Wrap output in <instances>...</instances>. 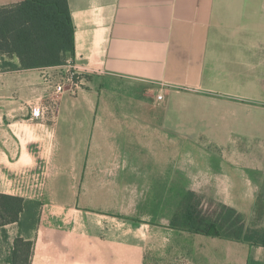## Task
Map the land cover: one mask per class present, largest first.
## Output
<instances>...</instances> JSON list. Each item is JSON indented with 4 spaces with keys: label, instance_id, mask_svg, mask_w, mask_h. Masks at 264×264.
Here are the masks:
<instances>
[{
    "label": "crops",
    "instance_id": "1",
    "mask_svg": "<svg viewBox=\"0 0 264 264\" xmlns=\"http://www.w3.org/2000/svg\"><path fill=\"white\" fill-rule=\"evenodd\" d=\"M67 2L68 59L86 77L51 110L53 67L0 71V194L42 204L30 264H131L109 234L116 223L149 225L132 210V181L148 178V164L161 171L180 147H235L264 123V0ZM0 234L4 264L17 226ZM100 243L112 247L98 253ZM188 254L193 264H264L262 246L203 235Z\"/></svg>",
    "mask_w": 264,
    "mask_h": 264
},
{
    "label": "rangeland",
    "instance_id": "2",
    "mask_svg": "<svg viewBox=\"0 0 264 264\" xmlns=\"http://www.w3.org/2000/svg\"><path fill=\"white\" fill-rule=\"evenodd\" d=\"M56 102L49 100L44 107L55 110ZM259 122L258 127L254 126V133L244 131L238 133L245 135L243 137L235 135V147H180L178 160L168 158L170 161L162 165L161 171L158 164H148V178L132 181L136 185L132 188V210L149 225H144L140 219L131 223L130 229L116 223L114 232L110 230L109 234L115 236L116 256L129 253L130 263L135 264L139 255L147 250L146 264H187L188 259L189 264H193L188 248L195 245L196 234L169 228L173 218L180 217L188 203L194 206L200 218L223 224L220 225L221 239L239 230L241 225L244 229L264 228V204L256 207L258 195L264 194V141L257 140H264V123L261 119ZM251 134H254L253 140L249 137ZM246 144L252 147H245ZM231 174H237V178L226 177ZM154 192L163 195L155 197ZM154 198L157 208L158 201L162 200V208L156 214L152 212ZM230 208L235 209L233 215ZM103 234L106 236V232ZM106 247L112 245L100 243L96 250L101 253Z\"/></svg>",
    "mask_w": 264,
    "mask_h": 264
},
{
    "label": "trees",
    "instance_id": "3",
    "mask_svg": "<svg viewBox=\"0 0 264 264\" xmlns=\"http://www.w3.org/2000/svg\"><path fill=\"white\" fill-rule=\"evenodd\" d=\"M74 53V25L67 0H24L0 7L1 72L63 66ZM14 57L18 59V66L4 59ZM189 197L193 199L192 194ZM256 201V207L264 204V194H259ZM41 207L39 201L0 194V228L15 224L18 231L10 257L4 264H30ZM228 210L230 215L235 213ZM220 225L200 218L194 206L188 203L180 217L173 218L169 228L221 239L223 224ZM229 234L226 240L264 247L263 227L244 229L241 225L239 230ZM148 253L146 251L143 264Z\"/></svg>",
    "mask_w": 264,
    "mask_h": 264
},
{
    "label": "built area",
    "instance_id": "4",
    "mask_svg": "<svg viewBox=\"0 0 264 264\" xmlns=\"http://www.w3.org/2000/svg\"><path fill=\"white\" fill-rule=\"evenodd\" d=\"M45 76L46 82L52 89L51 102H55L63 94L75 95L81 86V82L85 79L86 74L75 69L72 61L67 59L65 65L49 69L45 73ZM161 99L162 96L158 95L157 100L160 101ZM43 109H34L33 116H42Z\"/></svg>",
    "mask_w": 264,
    "mask_h": 264
}]
</instances>
